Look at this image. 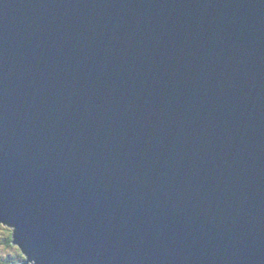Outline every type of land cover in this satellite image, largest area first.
<instances>
[{"label": "water", "instance_id": "1", "mask_svg": "<svg viewBox=\"0 0 264 264\" xmlns=\"http://www.w3.org/2000/svg\"><path fill=\"white\" fill-rule=\"evenodd\" d=\"M0 223L18 264H264V0H0Z\"/></svg>", "mask_w": 264, "mask_h": 264}, {"label": "rangeland", "instance_id": "2", "mask_svg": "<svg viewBox=\"0 0 264 264\" xmlns=\"http://www.w3.org/2000/svg\"><path fill=\"white\" fill-rule=\"evenodd\" d=\"M0 223V264H7L9 261L14 260V263H19L20 261L27 260V256L24 257L23 253L21 252L20 248L15 246H9L8 244H5V238L7 236V230L8 233H11V228L9 225H5Z\"/></svg>", "mask_w": 264, "mask_h": 264}, {"label": "trees", "instance_id": "3", "mask_svg": "<svg viewBox=\"0 0 264 264\" xmlns=\"http://www.w3.org/2000/svg\"><path fill=\"white\" fill-rule=\"evenodd\" d=\"M2 225V224H1ZM13 231H12V229H11V233L9 234L8 233V230H7V236H6V238H5V244H8L9 246H15L14 244H13ZM21 250V249H20ZM22 252V251H21ZM7 264H14V260H12V261H9Z\"/></svg>", "mask_w": 264, "mask_h": 264}]
</instances>
